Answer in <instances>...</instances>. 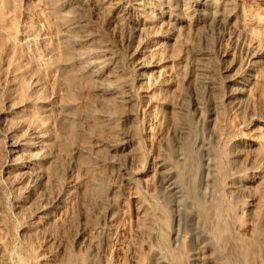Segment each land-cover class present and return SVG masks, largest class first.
I'll list each match as a JSON object with an SVG mask.
<instances>
[{"label": "rangeland", "instance_id": "rangeland-1", "mask_svg": "<svg viewBox=\"0 0 264 264\" xmlns=\"http://www.w3.org/2000/svg\"><path fill=\"white\" fill-rule=\"evenodd\" d=\"M68 2L0 0V264H264V178L249 195L258 204L248 231L245 201L227 188L251 178L232 163L240 153L257 159L264 173V0H228L235 27L229 35L211 32L214 11L206 7H199L203 26L197 27V0H188L186 9L172 2L171 10H132L119 26L108 11L97 10L102 0L95 7L89 0ZM144 19L152 23L147 39L140 29ZM71 32L89 64L99 50L112 56L100 73L126 77L129 107L102 100L94 91L99 78L67 80L63 65L72 56L63 35ZM195 54L209 59L216 79L218 70L255 58L263 78L259 95L237 108L229 89L212 98L207 88L189 85ZM111 82L113 90L116 79ZM195 103L204 105L196 115ZM65 114L77 123L75 136L62 132ZM111 158L124 169L112 167ZM217 163L214 172L210 167ZM77 169L92 185L73 198ZM165 179L185 186L182 206L177 208ZM26 203L28 213L20 215L17 207ZM208 207H215L214 216Z\"/></svg>", "mask_w": 264, "mask_h": 264}, {"label": "bare ground", "instance_id": "bare-ground-1", "mask_svg": "<svg viewBox=\"0 0 264 264\" xmlns=\"http://www.w3.org/2000/svg\"><path fill=\"white\" fill-rule=\"evenodd\" d=\"M71 4H78V3H86V1L88 0H68ZM68 2V3H69ZM96 2H99V0H89V5H92L95 7V5H97ZM172 2H175L177 4V6H181V4H185L182 5V7L189 8L190 6V2H188V0H102L101 6L97 7V10H104L108 11L109 14L111 15V22L115 23L114 25H118L119 24H123L124 21L126 20L125 15L126 13H132L130 11H143V12H152L156 9H161V8H165V9H172ZM195 2V1H193ZM229 2L228 0H197L196 2V9H194V15H195V22L197 23V27L200 28V24H201V19H200V12H199V7H206L207 9L214 11L212 14L214 15V23L212 22V28H211V32H215L216 30L219 32H223V34H230L233 32V30L235 29L234 27V23H233V14L231 12H228V8H229ZM61 6V5H60ZM164 6V7H163ZM192 6V5H191ZM86 7V5H85ZM176 7V6H174ZM87 8V7H86ZM90 8V7H89ZM78 9V8H77ZM83 10V9H82ZM94 10V9H93ZM60 11V10H59ZM90 11V9H89ZM92 11V9H91ZM168 11V10H167ZM95 12H97L95 10ZM160 12V11H159ZM165 13V11H164ZM95 14V13H94ZM102 14V13H101ZM148 14V13H147ZM167 14V13H166ZM99 15V14H98ZM83 16V15H82ZM95 16V15H94ZM97 16V13H96ZM127 16V15H126ZM55 17V16H54ZM73 17V16H72ZM93 17V16H92ZM99 18V17H98ZM136 18V17H135ZM139 18V17H138ZM80 19V18H79ZM186 17H181L178 20H182L185 22ZM194 19V18H193ZM82 20V19H81ZM136 20V19H135ZM142 20V19H141ZM76 21V19H75ZM176 21V20H175ZM181 21V22H182ZM77 22V21H76ZM127 22V21H126ZM132 22V21H131ZM137 22V21H136ZM178 22V21H177ZM226 22V23H224ZM75 22H71V24L69 25L70 31H74L77 26L74 24ZM78 23V22H77ZM133 23V22H132ZM135 23V21H134ZM174 24V23H173ZM207 24V23H206ZM215 24V25H214ZM81 25V24H80ZM138 25V24H137ZM154 25V24H153ZM202 25V24H201ZM140 26H141V31L142 33H145L146 39L147 37L150 35L151 30H152V23L147 21L146 19H144V21H140ZM200 26V27H199ZM203 26V25H202ZM61 27V26H60ZM83 27V24L82 26ZM156 27V26H154ZM197 28V29H198ZM202 28V27H201ZM154 30V28H153ZM196 30V29H195ZM60 31L61 28H60ZM210 31V30H208ZM66 33L65 35H63V39H64V44L66 47V54L67 56H72V60L68 59L67 62H65V74L67 80L70 81H74V80H85V81H91V78H99L101 79L100 83L97 82L95 84V88L94 91L95 92H99V94H101L100 96L102 100H108L109 104L110 102H115L116 104H122L125 105L126 107H129V105H131L132 103V95L130 93V91L128 90V81L126 79V77H124V75L121 77V73H116L115 71L109 69V67L107 69H109V71L111 70V73L107 70L106 72H109L108 74H102L100 73V69L102 67L103 64H107L109 63L108 61H110V58H112V56L109 58L105 53L104 55H102V52L104 51V49L102 51H98L97 52V61H95L94 63H90L87 61V57L86 54L84 53L83 50H76V46L78 43V39H76L74 37V35H72L73 33ZM75 33V32H74ZM94 34V33H93ZM152 34V33H151ZM83 35V34H81ZM78 38V35H76ZM179 36V35H178ZM83 37V36H81ZM93 37V36H92ZM168 38V37H167ZM177 38V37H174ZM62 39V37H61ZM89 42V41H88ZM199 42V41H198ZM141 43V42H140ZM142 44V43H141ZM139 45V44H138ZM144 45V44H142ZM197 45V44H196ZM160 46V45H159ZM165 46V45H164ZM163 46V47H164ZM138 47V46H137ZM101 48V47H100ZM112 48V47H109ZM134 48V47H133ZM140 48V47H139ZM144 48V47H143ZM143 48L140 50L141 54L144 52ZM148 48V47H147ZM46 49V48H45ZM98 49V48H97ZM137 49V48H135ZM146 49V48H145ZM157 49V48H156ZM159 49V47H158ZM161 49V48H160ZM137 50V51H138ZM108 51V50H107ZM106 51V52H107ZM52 52V51H51ZM136 52V51H135ZM165 52V51H164ZM139 53V52H138ZM137 53V55H138ZM139 53V54H140ZM48 54V53H46ZM167 54V53H166ZM50 56V54H49ZM140 56V55H139ZM227 54H223L222 55V59L226 58ZM254 56V55H253ZM138 57V56H137ZM256 57V56H255ZM54 59V58H53ZM138 59V58H137ZM253 59V61H252ZM251 61H248V63L245 65H241L239 67H233L232 66H228L229 68H226L224 72H220V70H218V74H217V79L214 77V74H212L213 69L207 64V61L209 60L208 58H204V55H200V54H195L192 57V61L190 64L191 67V72L187 75V79H188V84L189 85H200L202 88H207L210 92V96L213 98H217V96H219V89L221 88V90H225V89H229V99L232 101L233 105L236 106L237 108H247L249 105L252 104L253 100L255 97H257L256 95H259L258 92H260L259 87L262 85V81L263 78L260 76L261 74L259 73V69L256 68V63L254 60L255 58H252ZM142 60V58H141ZM90 61V60H89ZM111 62V61H110ZM115 62V61H114ZM113 62V64H115ZM138 62V66H140V68H144L145 64L142 63L144 61H140L138 59V61H136V63ZM148 63V62H147ZM112 64V63H111ZM231 65V64H230ZM108 66V65H106ZM115 67L118 68L119 63H117L116 65H114ZM212 66V65H211ZM62 67V66H61ZM111 67V66H110ZM113 67V66H112ZM120 67V66H119ZM147 67V66H146ZM64 69V67H62ZM116 69V68H115ZM217 69V68H216ZM224 69V68H223ZM222 69V70H223ZM145 70V68H144ZM221 70V71H222ZM257 70V71H256ZM64 72V71H63ZM119 72V71H118ZM143 72V71H142ZM124 74V73H123ZM147 74V73H146ZM116 79V85L113 87L114 89L112 90V87H110V84L112 83L111 80L112 79ZM93 80V79H92ZM96 82V80H95ZM115 82V81H114ZM109 84V85H108ZM219 85V86H218ZM179 90V89H178ZM92 92V91H91ZM98 94V95H99ZM95 96H97V94H94ZM210 97V99H211ZM91 98V97H90ZM100 99V98H99ZM92 100V99H91ZM198 100V99H197ZM93 101V100H92ZM104 101V102H105ZM201 102V101H200ZM107 103V102H105ZM202 103H206L205 100ZM98 104V103H97ZM112 104V103H111ZM196 104V103H195ZM255 104V103H254ZM91 105V104H90ZM110 106V105H109ZM202 104L198 103L195 105V109L193 112H195L194 114H198L200 112H202L203 109ZM94 107V106H93ZM92 107V108H93ZM253 107V106H252ZM108 108V107H107ZM190 108V107H189ZM201 108V111H200ZM209 108V107H208ZM251 108V107H250ZM205 109V108H204ZM106 110V109H105ZM108 111V110H107ZM200 111V112H198ZM247 111V110H246ZM90 112V111H89ZM106 112V111H105ZM189 113H191V111H188ZM198 112V113H196ZM204 112V111H203ZM188 113V114H189ZM205 113V112H204ZM210 115L213 112H208ZM105 114V113H103ZM101 113V115H103ZM109 114V113H108ZM193 114V113H192ZM207 114V115H209ZM209 115V116H210ZM106 116V115H105ZM104 116V117H105ZM103 117V118H104ZM107 117V116H106ZM111 118V116L109 117V119ZM62 124H60V127L62 129V132L69 130L71 131L72 136H75V134H77V123L76 121H72L71 117L69 114H65L62 118ZM118 119V118H117ZM89 120V119H88ZM87 120V121H88ZM105 120V118H104ZM207 120V119H206ZM105 122V121H104ZM112 125V124H111ZM71 127V128H70ZM66 129V130H65ZM36 132V131H35ZM114 133V132H113ZM32 134V133H31ZM34 138V137H33ZM42 138V137H41ZM35 141V140H34ZM104 143V142H103ZM42 144V143H41ZM104 145V144H103ZM123 145V144H122ZM188 145V144H187ZM111 146H114L112 144H110L108 147L110 148L109 151L113 152L115 150H113L114 148H112ZM98 148V150L100 149L101 145H97L95 146ZM85 149V148H84ZM108 149V148H107ZM189 149V148H188ZM98 150H97V155H98ZM84 152V151H82ZM81 152V153H82ZM243 152V151H242ZM27 153V152H26ZM114 153V152H113ZM117 153V152H116ZM52 159H54L56 157V155H53L50 152ZM75 157L76 155L72 152L71 156ZM111 154V153H110ZM251 154V153H250ZM70 155V154H69ZM86 155V154H85ZM94 155V153H93ZM92 155V156H93ZM97 155L96 158H97ZM252 156V155H251ZM80 157H82V154H80ZM94 158V157H93ZM92 158V159H93ZM110 158V157H109ZM185 158V156H184ZM50 159V158H49ZM72 159V157H71ZM77 159V158H76ZM181 159H183V156H181ZM79 160V159H77ZM94 160V159H93ZM92 160V161H93ZM219 160V159H217ZM41 161V159H40ZM50 161V160H49ZM84 161V160H83ZM82 159L79 161L80 163L83 162ZM183 161V160H182ZM72 162V161H71ZM103 162V161H102ZM161 162V161H160ZM110 165H112V167H117L116 169L118 171H121V166L120 165V160L115 159V158H111L109 160ZM234 165H237V168L239 169L238 171H243V172H250L251 178L248 179V181H244L243 179H238L237 181H232L231 183H229L230 185L227 187L229 189L228 194L230 193V195L232 197H234L233 195L238 197V200H240V202L243 200V202L245 203V205L241 206L243 208V211L248 213V217H249V225L248 227L241 228L240 225V230L241 229L243 231H248L250 229V226L252 225V228H254L255 222L253 215L256 214V209H257V200L253 197H249V195L252 193V191H254L258 185H260L262 183V180L264 178V173L261 174L259 168V162L257 159L255 158H251L250 155L246 154V153H240L239 155H236V159L235 161L232 162ZM160 164V163H159ZM183 164V163H182ZM190 164V163H189ZM188 164V166H189ZM26 165V164H25ZM48 165V164H47ZM79 165V164H78ZM77 165V166H78ZM101 165V164H100ZM99 165V166H100ZM124 165V164H123ZM27 166V165H26ZM103 166V165H102ZM184 166V164H183ZM187 166V167H188ZM221 165H218V163L216 164V166L214 165V167H210L211 170H213L214 172H216V169H218L217 167H219ZM262 166V165H261ZM190 167V166H189ZM83 168V167H82ZM102 169V168H101ZM124 169V167L122 168ZM163 169V168H162ZM161 169V170H162ZM180 169H182V166L180 167ZM80 170V169H79ZM89 170V169H87ZM86 170V171H87ZM37 171V170H36ZM46 171V170H45ZM78 171V169H77ZM16 172V171H15ZM123 172V171H122ZM167 173L165 174H169V171H165ZM186 172V170L184 171V173ZM191 172V171H190ZM85 174V173H84ZM83 171H78V174L76 176V179L71 180V189H73L72 191V195H74L73 198H75L76 196L79 197L82 192L86 191L92 184L90 183L91 180L86 178V174L84 175ZM212 174V173H211ZM238 174V173H237ZM41 175V174H40ZM76 175V174H75ZM120 175V174H119ZM123 175V174H122ZM184 175V174H183ZM74 176V175H73ZM88 176V175H87ZM168 175H166L167 178ZM180 176L182 177V175L180 174ZM75 177V176H74ZM90 177V176H88ZM187 177V176H186ZM186 180V178H185ZM188 180V179H187ZM191 180V179H190ZM195 180V179H194ZM220 180V179H219ZM182 181V180H181ZM184 182V181H183ZM101 183V182H100ZM42 184V183H41ZM165 184L167 187V190L169 192H171L170 194L174 197L175 199V204L178 207L182 206V202H183V198L188 194L186 192H188L187 190L185 191V186L183 188H179L178 184L174 181H171L169 179H165ZM185 184V182H184ZM187 185V184H186ZM190 185V184H189ZM194 185V184H193ZM191 186V185H190ZM34 187V186H33ZM259 187V186H258ZM45 188V187H44ZM23 189V188H22ZM117 189V188H116ZM192 188L190 187V190ZM195 189V188H194ZM221 190V189H220ZM34 191V190H33ZM42 191V190H41ZM46 193V192H45ZM186 193V194H185ZM217 193V192H216ZM33 194V193H32ZM43 194V193H42ZM59 194V193H58ZM83 195V194H82ZM58 196V195H57ZM191 196V195H190ZM251 196V195H250ZM35 197V196H34ZM216 197V196H215ZM228 197V196H227ZM249 197V198H248ZM259 197V196H258ZM80 198V197H79ZM81 198H84L83 196ZM113 198V197H112ZM217 198V197H216ZM245 198H248L247 200ZM60 199V198H59ZM219 199V196H218ZM34 200V199H33ZM112 200V199H111ZM35 201V200H34ZM215 201V200H214ZM214 201H210V202H214ZM233 201V200H232ZM218 202V201H217ZM30 203V202H29ZM37 203V202H36ZM184 203V202H183ZM186 203V202H185ZM213 204V203H212ZM30 204H28L29 207ZM215 205V204H214ZM28 207H27V203L26 204H22L19 205L17 207V210L19 211L20 215L22 214L23 216L26 215L28 212ZM31 207V206H30ZM76 207V206H75ZM88 207V206H87ZM216 210H218V216L217 219L219 221V219H222V214H221V205L219 207H221L219 209L218 204L215 206ZM215 207L213 208L214 210L211 209V211H214V214L216 213L215 211ZM218 208V209H217ZM31 209V208H30ZM49 209V208H48ZM88 209V208H87ZM207 211V210H205ZM27 212V213H26ZM44 212V211H43ZM109 212L114 213V209L113 207H111V209L109 210ZM149 212V211H148ZM47 213V212H46ZM207 213V212H206ZM205 213V214H206ZM63 214V213H62ZM148 214V213H147ZM146 214V215H147ZM150 214V213H149ZM210 216V212L208 213ZM111 214H109L110 216ZM22 216V217H23ZM60 216V215H59ZM108 216V217H109ZM112 216V215H111ZM208 216V217H209ZM54 217V216H53ZM63 217V216H62ZM147 217H149V215H147ZM211 217V216H210ZM209 217V218H210ZM231 217V216H230ZM151 218V217H150ZM154 218V217H153ZM65 219V218H64ZM211 219V218H210ZM209 219V220H210ZM215 219V218H214ZM235 219V218H233ZM232 219V220H233ZM257 219V217H256ZM255 219V220H256ZM47 220V219H46ZM53 218L51 216H49L48 218V223L51 221L52 222ZM216 220V219H215ZM226 220V219H225ZM230 221V219L228 220ZM241 221V220H240ZM213 222V221H212ZM217 222V221H216ZM221 222V221H220ZM47 223V222H46ZM62 223V222H61ZM209 223V222H208ZM211 223V222H210ZM215 223V222H214ZM219 223V222H218ZM222 223H224L222 221ZM106 224V223H105ZM229 224L231 225V223L229 222ZM232 226L235 225V223L232 222ZM149 225V224H148ZM257 225V224H256ZM212 226V225H211ZM222 226V225H221ZM243 226V225H242ZM231 227V226H230ZM237 227V226H236ZM105 227L100 228L99 227V231L101 232V230H103ZM214 227H212L213 229ZM237 229V228H236ZM256 229V228H255ZM209 230V229H208ZM251 230V229H250ZM108 231V230H107ZM212 231V230H211ZM214 231V230H213ZM242 231V232H243ZM99 232V233H100ZM254 232V231H253ZM36 234V233H35ZM90 234V233H89ZM213 234V233H212ZM239 234V233H238ZM27 235V234H26ZM217 235L216 233L214 234ZM87 236V235H86ZM26 237V236H25ZM92 237V236H91ZM246 237V236H245ZM96 239L91 238V240L88 241V243L90 245L94 244L96 241ZM216 240V239H215ZM239 240V239H238ZM83 241V240H82ZM81 242V241H80ZM88 244V245H89ZM89 245V246H90ZM91 248V247H90ZM246 248V247H245ZM41 257V256H40ZM194 260L196 261L199 258V254L196 253L194 256ZM199 261V260H198ZM200 263V262H199Z\"/></svg>", "mask_w": 264, "mask_h": 264}]
</instances>
